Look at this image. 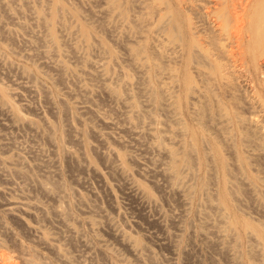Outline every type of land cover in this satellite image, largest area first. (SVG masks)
Segmentation results:
<instances>
[{
    "label": "rangeland",
    "instance_id": "obj_1",
    "mask_svg": "<svg viewBox=\"0 0 264 264\" xmlns=\"http://www.w3.org/2000/svg\"><path fill=\"white\" fill-rule=\"evenodd\" d=\"M211 3L0 0V264H264V52Z\"/></svg>",
    "mask_w": 264,
    "mask_h": 264
},
{
    "label": "bare ground",
    "instance_id": "obj_2",
    "mask_svg": "<svg viewBox=\"0 0 264 264\" xmlns=\"http://www.w3.org/2000/svg\"><path fill=\"white\" fill-rule=\"evenodd\" d=\"M212 5L214 6L212 7L213 11L211 12V15L213 16L212 18L214 17L216 18V20H214L215 29L217 32H219L218 35L216 36H220V38L221 37L223 38L224 45H225V42H227L228 45L229 44L234 45V47L235 45H237L236 48L238 49L239 52H238V55L237 54L236 55L238 57L240 56V58L242 57V59L244 55H247V54H248L247 56L254 59L256 56L258 55L260 56L261 52H264V0H212L211 6ZM206 13L210 17V11L209 12L207 11ZM167 29H168L167 32H171L172 35L174 36L178 35V34H174L176 30L174 29L175 30L174 31L173 27H171V29L169 28ZM50 35H51V38H53L52 34ZM175 39L177 40V38ZM194 40L192 41L191 39V42L188 41L189 43L187 44L188 48L190 47L189 50L191 52L193 51L192 49L193 46H195L193 45V43L195 42ZM224 45H220V46L222 47ZM199 47L200 49L201 47L205 49V47L202 45ZM224 47L227 48L226 45ZM204 49H201L200 51L198 50V52H200L201 54V51ZM209 52H207V49H206V53H204V56H206L205 54ZM189 56L190 55H188L187 57ZM0 94L4 100V102L1 101V104H4L5 106V104L8 102V96L5 91L0 92ZM13 116H14V120H16L15 122L19 120L21 121L22 119L18 117L17 112H13ZM171 155L174 158H176L177 152H171Z\"/></svg>",
    "mask_w": 264,
    "mask_h": 264
}]
</instances>
